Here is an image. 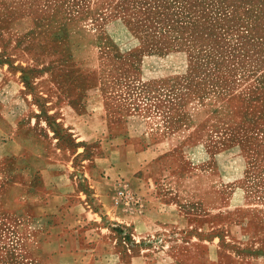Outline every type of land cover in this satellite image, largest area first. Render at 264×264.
<instances>
[{
	"label": "rangeland",
	"instance_id": "374dc122",
	"mask_svg": "<svg viewBox=\"0 0 264 264\" xmlns=\"http://www.w3.org/2000/svg\"><path fill=\"white\" fill-rule=\"evenodd\" d=\"M1 95L6 124L21 120L15 134L44 152L55 144L57 170L74 168L87 195L66 208L74 218L68 226L76 218L96 233L103 224L121 231L107 215L94 221L90 209L100 206L82 178L95 163L67 130L79 122L75 114L100 111L95 99L113 98L112 110L160 115L165 127L163 136L144 137V148L152 144L160 155L143 193L131 187L138 198L131 206L143 194L214 198L209 213L200 206L192 219L209 226L198 233L216 244L219 264H237L231 254L264 259V0H0ZM12 131L0 129V264H102L95 248L88 263L49 248L50 218L35 211L47 194L35 202L16 165L1 167L5 153H20ZM156 223L144 239L157 254L152 264L167 239L191 235Z\"/></svg>",
	"mask_w": 264,
	"mask_h": 264
},
{
	"label": "crops",
	"instance_id": "0c3cea01",
	"mask_svg": "<svg viewBox=\"0 0 264 264\" xmlns=\"http://www.w3.org/2000/svg\"><path fill=\"white\" fill-rule=\"evenodd\" d=\"M7 99L2 95L0 97V129H13L11 134L16 139L20 153L15 155L16 158L12 156L13 154L5 153V161L1 167L16 165L19 172L18 182L26 185V192L35 202L40 201L41 194H47V205L44 207L37 204L35 211L38 218H50L49 248L58 251V254L60 251L75 252L73 256L79 260L84 259L87 263L92 257L89 255L90 250L95 248L100 253L98 256L102 264H152L150 260L157 254L149 253L144 239L154 230L153 226H158L156 222H159V227L173 236L177 237L179 232L181 234L191 232V235L187 240L167 239L166 247L159 254L157 264H219V255L214 250L216 244L213 241L200 239L198 233H205L209 230V226L203 225L202 229H199L192 219L194 212L198 211L200 206L203 211L209 213V208L214 205V198L211 200L207 196L201 200L199 195L175 192L158 199L143 194L141 204L137 207L114 203L115 191L118 188L126 187L133 191L131 189L133 186L136 190L137 187L143 188L145 184L147 186L145 179L147 169L150 171L154 169L153 162L159 158L160 153L156 150L155 153L153 152L152 144L146 150L144 137L153 134L164 135L165 127L160 121V115L143 117L123 108L112 110L108 106L113 101H117L104 97L95 99V104L101 105L99 112L88 115L75 114L79 122L75 124V128L67 130L74 136L75 144L80 147L79 150L86 154L90 153L95 163L87 174L90 175L87 180L82 178L92 193L91 198L94 199V203L100 206V213L92 209L90 212L95 214V222L103 223L107 215L111 221H116L111 224L112 227L121 230L113 231L103 224L101 228H97L101 231L96 233L97 230L90 227L84 228L80 219L75 218L73 226L67 225L74 218L68 217L66 208L72 201L80 200L78 198L80 195L86 197L87 194L80 193V182L73 174L75 170L72 166H67L61 171L57 170L58 163L55 158L59 150L55 144L50 146L48 152H44L38 143H27L18 132L15 134L19 119L15 117L13 124H6L8 122L2 115ZM66 102L70 104L71 100ZM83 103H93V100L83 98ZM88 116L95 120L92 126L85 123ZM148 121L155 123V127L148 126L146 124ZM147 152H151V156H145ZM139 172H143L142 179L137 178ZM150 185L153 186V183ZM143 190L144 188L140 194ZM188 217L191 219L183 220ZM93 234H97L100 241L92 240ZM127 234L131 237L128 242L124 237ZM92 241H96V246ZM112 248L115 255L104 254L107 249ZM231 256L237 264H264L263 256L254 258H244L236 254ZM109 260L111 262H108Z\"/></svg>",
	"mask_w": 264,
	"mask_h": 264
},
{
	"label": "built area",
	"instance_id": "2783aa9c",
	"mask_svg": "<svg viewBox=\"0 0 264 264\" xmlns=\"http://www.w3.org/2000/svg\"><path fill=\"white\" fill-rule=\"evenodd\" d=\"M114 203L120 206H131L138 203V198L133 191L126 187H120L116 191Z\"/></svg>",
	"mask_w": 264,
	"mask_h": 264
}]
</instances>
